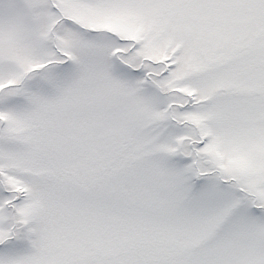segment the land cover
Wrapping results in <instances>:
<instances>
[{"label":"snow or ice","instance_id":"1","mask_svg":"<svg viewBox=\"0 0 264 264\" xmlns=\"http://www.w3.org/2000/svg\"><path fill=\"white\" fill-rule=\"evenodd\" d=\"M0 264H264V0H0Z\"/></svg>","mask_w":264,"mask_h":264}]
</instances>
